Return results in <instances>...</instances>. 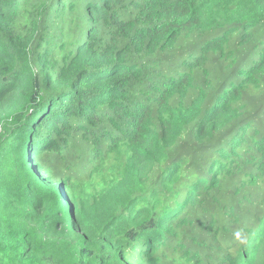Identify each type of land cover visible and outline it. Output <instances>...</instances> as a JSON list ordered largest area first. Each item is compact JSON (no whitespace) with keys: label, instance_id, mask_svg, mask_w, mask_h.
I'll list each match as a JSON object with an SVG mask.
<instances>
[{"label":"trees","instance_id":"16d2710c","mask_svg":"<svg viewBox=\"0 0 264 264\" xmlns=\"http://www.w3.org/2000/svg\"><path fill=\"white\" fill-rule=\"evenodd\" d=\"M0 264H264V0H0Z\"/></svg>","mask_w":264,"mask_h":264},{"label":"built area","instance_id":"2783aa9c","mask_svg":"<svg viewBox=\"0 0 264 264\" xmlns=\"http://www.w3.org/2000/svg\"><path fill=\"white\" fill-rule=\"evenodd\" d=\"M2 132V128H1V126H0V133Z\"/></svg>","mask_w":264,"mask_h":264}]
</instances>
